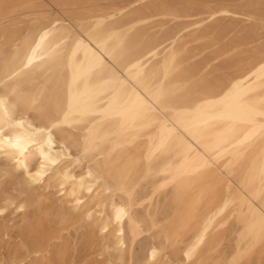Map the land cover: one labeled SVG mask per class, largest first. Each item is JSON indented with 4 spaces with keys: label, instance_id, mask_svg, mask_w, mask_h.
Instances as JSON below:
<instances>
[{
    "label": "bare ground",
    "instance_id": "obj_1",
    "mask_svg": "<svg viewBox=\"0 0 264 264\" xmlns=\"http://www.w3.org/2000/svg\"><path fill=\"white\" fill-rule=\"evenodd\" d=\"M50 3L0 0V264H264V0Z\"/></svg>",
    "mask_w": 264,
    "mask_h": 264
},
{
    "label": "rangeland",
    "instance_id": "obj_2",
    "mask_svg": "<svg viewBox=\"0 0 264 264\" xmlns=\"http://www.w3.org/2000/svg\"><path fill=\"white\" fill-rule=\"evenodd\" d=\"M42 2H45L47 5L49 4L50 7H52V4L50 3V0H40ZM214 47H210L209 49H206L204 52H203V56L204 55H209V52L213 49ZM245 54H240V57H243ZM9 218H6V220H4V222H7ZM9 224H12V221H9L8 222ZM147 234H145L146 236Z\"/></svg>",
    "mask_w": 264,
    "mask_h": 264
}]
</instances>
